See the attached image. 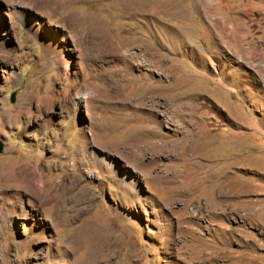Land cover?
I'll return each mask as SVG.
<instances>
[{"label":"rangeland","instance_id":"374dc122","mask_svg":"<svg viewBox=\"0 0 264 264\" xmlns=\"http://www.w3.org/2000/svg\"><path fill=\"white\" fill-rule=\"evenodd\" d=\"M25 1L0 0V264H264V0ZM72 182L60 217L43 183Z\"/></svg>","mask_w":264,"mask_h":264},{"label":"bare ground","instance_id":"6f19581e","mask_svg":"<svg viewBox=\"0 0 264 264\" xmlns=\"http://www.w3.org/2000/svg\"><path fill=\"white\" fill-rule=\"evenodd\" d=\"M24 3L26 5L30 4V5L33 6L34 4L36 5L37 1H35V0L34 1L26 0ZM69 4L70 3H66L65 7H68ZM142 135H143V133L139 135L140 138L138 137L140 140L142 138ZM199 138H200V142H199V140L195 141L196 143L195 142H191L189 140H185L184 142L180 143L182 145V147H180L178 149V151H179L178 155L179 156H184L186 154L192 153L193 154V156H192L193 159L199 160V154H197V151L199 152L201 150L203 144H208L209 143V141L203 139L201 135H199ZM215 141H218V140H215ZM215 141H211L210 145H215V144L218 143V142H215ZM183 143L185 144V147L183 146ZM194 144L197 147V151L195 150V148L193 149V146L195 147ZM153 147H154V149H156L155 145H153ZM123 148H124L123 152H133V153H141V151L143 152V147L141 145L140 146H125ZM194 151H196V152L194 153ZM181 161H183V160L178 159L177 160V165H174V168L176 169V172L177 173L180 172V174L179 175L177 173L173 174L172 175L173 179L169 181L168 185L170 183H172V184L173 183H180V184L182 183L183 184V181L179 182V180H178V178H180V177L183 178V176L181 175V172L185 171L184 170V166L182 164H179ZM198 165L203 169L202 176H204L205 179H207V180H205L206 183L210 182V181H208V179L213 177V178L216 179L218 184H221V185L226 186V187L231 185V183L227 181V175H224L223 177H219L220 176L219 172L223 169V165H220V164H218L216 162V163H214L213 166H211L210 163L209 164H205V163H200L199 161H198ZM210 183L213 185L211 187L214 188V186H216L215 194L216 193L220 194L221 192L218 190L219 189L218 184L217 183L214 184L213 182H210ZM43 184H44L43 188H42L43 189V195L45 196L46 201L49 202V203H53L54 204V207H55L57 213L60 215V217L61 216L64 217V216L67 215V210L65 208V206L67 204L74 203L75 201L78 204L83 203V198L79 197V196H82L83 194L81 193L80 195H78L79 194L78 193L76 195V189L78 188V186H75L73 182L69 183L67 185L68 187L67 186L57 187V185L56 186H50V185H48L46 183H43ZM174 185H176V184H174ZM197 189H198L197 186L194 187V188L193 187H182L181 186V188H178V189L173 188L172 189V193L174 194V196H182V195L183 196H191V195H195L197 193V191H196ZM51 190H53V193H51ZM217 190H218V192H217ZM232 192H235V191L232 190ZM64 204H65V206H64ZM113 227L110 225V222L106 223L105 221L104 222L100 221L98 230L94 231V233H92V234H88L90 236V238L93 240V242L91 244L92 251H95L96 253H99L101 251H105V249L103 247L100 248V246L102 245V237H103V235H105V233H107V231L110 228H112L111 230H113ZM88 263L89 264H91V263L94 264V262H93V260L91 258L88 261Z\"/></svg>","mask_w":264,"mask_h":264},{"label":"crops","instance_id":"0c3cea01","mask_svg":"<svg viewBox=\"0 0 264 264\" xmlns=\"http://www.w3.org/2000/svg\"><path fill=\"white\" fill-rule=\"evenodd\" d=\"M252 9L254 11L255 8H252ZM255 23H257V25L263 26L264 25V19L263 18H257ZM213 40L214 41H209V42H223L224 41L222 39H217V38L216 39H213Z\"/></svg>","mask_w":264,"mask_h":264},{"label":"water","instance_id":"95a60500","mask_svg":"<svg viewBox=\"0 0 264 264\" xmlns=\"http://www.w3.org/2000/svg\"><path fill=\"white\" fill-rule=\"evenodd\" d=\"M4 150V143L3 141L0 140V154L3 152Z\"/></svg>","mask_w":264,"mask_h":264}]
</instances>
